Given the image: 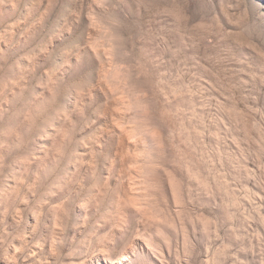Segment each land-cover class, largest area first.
I'll list each match as a JSON object with an SVG mask.
<instances>
[{"label": "rangeland", "instance_id": "obj_1", "mask_svg": "<svg viewBox=\"0 0 264 264\" xmlns=\"http://www.w3.org/2000/svg\"><path fill=\"white\" fill-rule=\"evenodd\" d=\"M0 264H264V0H0Z\"/></svg>", "mask_w": 264, "mask_h": 264}]
</instances>
